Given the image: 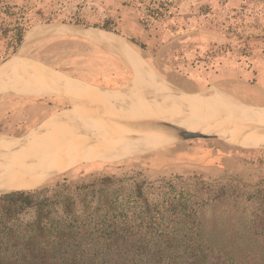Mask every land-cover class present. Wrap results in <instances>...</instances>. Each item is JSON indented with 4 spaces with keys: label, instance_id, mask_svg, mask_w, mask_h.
Returning a JSON list of instances; mask_svg holds the SVG:
<instances>
[{
    "label": "rangeland",
    "instance_id": "374dc122",
    "mask_svg": "<svg viewBox=\"0 0 264 264\" xmlns=\"http://www.w3.org/2000/svg\"><path fill=\"white\" fill-rule=\"evenodd\" d=\"M18 24L27 31L15 44ZM52 24L70 32L25 42L34 28ZM101 31L110 33L111 43L86 36ZM129 47L174 95L202 102L220 92L264 106V0H0V70L13 68L0 89V135L68 146L125 130L154 99L127 61ZM58 79L89 88L64 91ZM215 120L217 127L223 121L220 115ZM239 122L217 129L236 138L227 130L241 128L240 140L263 136L259 127L248 130L258 122ZM171 137L173 144L111 162H67L41 183L15 189L50 200L70 196L81 212L84 204H97V178H110L125 194L142 182L150 199L162 196L164 181H200L214 193L223 190L213 202H200L207 232L220 241L232 235L242 244L238 252L264 256L263 236L254 227L255 217L264 219V148ZM33 217L30 209L20 220Z\"/></svg>",
    "mask_w": 264,
    "mask_h": 264
},
{
    "label": "trees",
    "instance_id": "16d2710c",
    "mask_svg": "<svg viewBox=\"0 0 264 264\" xmlns=\"http://www.w3.org/2000/svg\"><path fill=\"white\" fill-rule=\"evenodd\" d=\"M15 30L19 44L27 29L18 24ZM97 179V204H84L81 212L70 196L0 195V264H264L261 254L238 252L242 244L232 235L220 241L207 232L200 202H213L223 190L176 177L150 199L142 182L125 194L110 178ZM30 209L32 220H20ZM254 221L264 242V219Z\"/></svg>",
    "mask_w": 264,
    "mask_h": 264
},
{
    "label": "bare ground",
    "instance_id": "6f19581e",
    "mask_svg": "<svg viewBox=\"0 0 264 264\" xmlns=\"http://www.w3.org/2000/svg\"><path fill=\"white\" fill-rule=\"evenodd\" d=\"M69 32L70 30L64 24L41 26L34 28L27 35L25 42L29 43L34 38L48 33L64 35ZM106 34L110 33L101 31L99 34L86 36L97 42L111 43L112 40ZM127 61L137 75L144 80L141 84L143 89L148 94L154 95L155 99L151 100L147 112L133 122L144 119L163 120L166 124L174 123L189 131L200 127L204 131L212 130L225 141L236 143L243 148H264V106H251L220 92L212 93L202 102L186 94L174 95L164 80L135 54L131 47L127 51ZM12 69L0 70V89L9 79ZM57 90L60 89L57 88ZM158 101L160 102L157 103ZM215 115L222 116L221 123L224 125L234 121H256L260 124L259 134L263 136H254V140L236 139L241 128H233L227 131L233 132L236 138L229 137L217 129L221 123H218V127L216 126ZM204 119L207 122H204ZM165 123L129 126L110 139L83 145L60 146L42 141L35 143L29 138L0 135V192L12 191L24 184L35 186L44 181L50 172L67 162H111L170 145L173 142L171 135L176 137L178 135L171 133ZM159 130L166 131V134Z\"/></svg>",
    "mask_w": 264,
    "mask_h": 264
},
{
    "label": "water",
    "instance_id": "95a60500",
    "mask_svg": "<svg viewBox=\"0 0 264 264\" xmlns=\"http://www.w3.org/2000/svg\"><path fill=\"white\" fill-rule=\"evenodd\" d=\"M154 123H165V122H163L161 120H144V121L129 123V126L130 127H136V126H140L143 124H154ZM166 125L168 126V129L171 133H174V134H177L180 136L179 140H188V139H193V138H212V139L221 138L218 136L217 133H208L210 131H204V130L198 129V128L194 129L193 131H189V130H186L182 127L176 126L174 124H168L167 123ZM249 127L250 128H248V130H254V129L258 128L259 125L256 124V125H252ZM221 139H223V138H221ZM229 143H233V142H229ZM21 191L22 190L4 191V192H0V195L10 193V192H21ZM24 191H26V190H24Z\"/></svg>",
    "mask_w": 264,
    "mask_h": 264
},
{
    "label": "crops",
    "instance_id": "0c3cea01",
    "mask_svg": "<svg viewBox=\"0 0 264 264\" xmlns=\"http://www.w3.org/2000/svg\"><path fill=\"white\" fill-rule=\"evenodd\" d=\"M36 78H40V76H38V77H36ZM41 79V78H40ZM82 79V78H81ZM34 81H36V80H34ZM33 80H30V79H28L27 80V83H33L34 82ZM36 82H38V81H36ZM58 84L64 89V91H69V90H71V89H87V88H89V87H86V86H80V85H78V84H76V83H73V82H70V81H67V80H65V79H58ZM40 83V82H39ZM33 85V84H32ZM36 86H39V84H36ZM41 86V85H40ZM43 89H46V90H50V88L48 87V86H44L43 87ZM122 132V131H121ZM120 132V133H121ZM120 133H118V134H120ZM117 134V135H118ZM117 135H115V136H117Z\"/></svg>",
    "mask_w": 264,
    "mask_h": 264
}]
</instances>
